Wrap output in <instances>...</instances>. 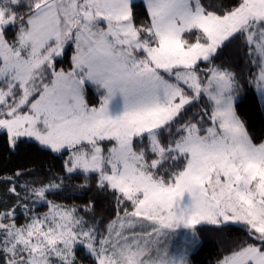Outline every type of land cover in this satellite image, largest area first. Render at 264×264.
I'll list each match as a JSON object with an SVG mask.
<instances>
[{
	"label": "snow or ice",
	"instance_id": "1",
	"mask_svg": "<svg viewBox=\"0 0 264 264\" xmlns=\"http://www.w3.org/2000/svg\"><path fill=\"white\" fill-rule=\"evenodd\" d=\"M230 47L247 74L216 63ZM249 89L264 102V0H0V135L61 159L4 179L0 264H80V249L91 264H189L202 225L244 233L217 264H264ZM74 179L110 193L115 218L62 202Z\"/></svg>",
	"mask_w": 264,
	"mask_h": 264
},
{
	"label": "trees",
	"instance_id": "2",
	"mask_svg": "<svg viewBox=\"0 0 264 264\" xmlns=\"http://www.w3.org/2000/svg\"><path fill=\"white\" fill-rule=\"evenodd\" d=\"M142 1H137L141 3ZM206 4L215 5L218 8H230L235 6L237 0H202ZM10 38V37H9ZM235 58V63L247 74L243 54L237 56V49L230 47L224 50L216 63L228 62ZM66 66V65H65ZM254 70V69H253ZM238 112L245 121L249 133L254 137V142L264 141V106L258 96L251 89L242 94L238 104ZM61 166L58 154H49L38 151L33 142L23 143L18 149L12 150L6 136L0 135V192L4 190V179L12 176L16 171H29L33 175L26 176L24 180H31L35 176L51 171L55 173ZM82 183V179H74L70 182L65 195L67 200L62 202L68 204L83 205L89 201L95 203L93 212L87 217L95 218L97 224L104 225L115 218L117 206L110 193L98 192L95 188L86 194L80 190L73 191L74 186ZM43 211V209H41ZM23 216L20 222H23ZM200 243L198 248L190 255V264H217V260L225 254L226 250L233 246L234 242L243 238L244 233L240 226L234 225L223 231H218L214 226H198ZM77 260L80 264H91L90 258L84 254L83 249L77 251Z\"/></svg>",
	"mask_w": 264,
	"mask_h": 264
},
{
	"label": "rangeland",
	"instance_id": "3",
	"mask_svg": "<svg viewBox=\"0 0 264 264\" xmlns=\"http://www.w3.org/2000/svg\"><path fill=\"white\" fill-rule=\"evenodd\" d=\"M137 1H140V0H137ZM141 1H142V0H141ZM183 233H184V230H183V229L178 230V234H177V236L174 237V238H172V239L169 241V247H170V249L175 250L177 244L179 243L180 239L182 238V234H183ZM198 246H199V245H198ZM198 246L196 247V249L198 248ZM196 249H195V250H196ZM195 250H194V251H195ZM194 251H193V252H194ZM193 252H191V254H192ZM191 254H190V255H191ZM189 261H190V256H189ZM189 264H190V262H189Z\"/></svg>",
	"mask_w": 264,
	"mask_h": 264
},
{
	"label": "crops",
	"instance_id": "4",
	"mask_svg": "<svg viewBox=\"0 0 264 264\" xmlns=\"http://www.w3.org/2000/svg\"><path fill=\"white\" fill-rule=\"evenodd\" d=\"M263 103V106H264V102H262Z\"/></svg>",
	"mask_w": 264,
	"mask_h": 264
}]
</instances>
